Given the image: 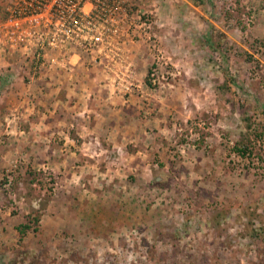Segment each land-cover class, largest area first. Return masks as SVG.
<instances>
[{
  "label": "rangeland",
  "instance_id": "374dc122",
  "mask_svg": "<svg viewBox=\"0 0 264 264\" xmlns=\"http://www.w3.org/2000/svg\"><path fill=\"white\" fill-rule=\"evenodd\" d=\"M15 2L0 264H264V0H119L70 37Z\"/></svg>",
  "mask_w": 264,
  "mask_h": 264
},
{
  "label": "built area",
  "instance_id": "2783aa9c",
  "mask_svg": "<svg viewBox=\"0 0 264 264\" xmlns=\"http://www.w3.org/2000/svg\"><path fill=\"white\" fill-rule=\"evenodd\" d=\"M119 0H16L13 14L19 18L44 19L49 23V29L55 36H74L82 31L84 22H99L108 14L116 12L114 7ZM102 7L101 9L99 7ZM87 5L93 6V11L86 14ZM97 11L96 15H93ZM114 10V11H112Z\"/></svg>",
  "mask_w": 264,
  "mask_h": 264
},
{
  "label": "trees",
  "instance_id": "16d2710c",
  "mask_svg": "<svg viewBox=\"0 0 264 264\" xmlns=\"http://www.w3.org/2000/svg\"><path fill=\"white\" fill-rule=\"evenodd\" d=\"M99 7H100V4H99ZM102 7H100V8H98V9H101ZM97 11L98 10H96L95 12H94V14L93 15H96L97 14ZM241 146H238L237 148H236V150L238 151V153L241 155V156H246L247 154H248V151H252L251 150V145H252V143L250 142V147L247 145V144H245L244 142H241V144H240ZM31 228V226L29 225V224H23V225H20L19 226V228H18V231L20 232V234L22 235V238L26 235V233H27V231L29 230Z\"/></svg>",
  "mask_w": 264,
  "mask_h": 264
}]
</instances>
